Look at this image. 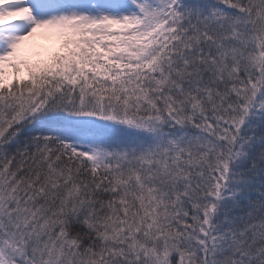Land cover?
<instances>
[{
	"label": "snow or ice",
	"instance_id": "1",
	"mask_svg": "<svg viewBox=\"0 0 264 264\" xmlns=\"http://www.w3.org/2000/svg\"><path fill=\"white\" fill-rule=\"evenodd\" d=\"M0 264H264V0H0Z\"/></svg>",
	"mask_w": 264,
	"mask_h": 264
}]
</instances>
